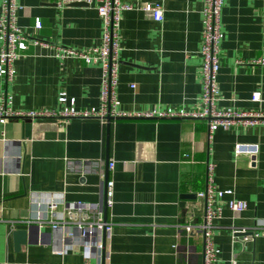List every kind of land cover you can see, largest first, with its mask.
I'll return each mask as SVG.
<instances>
[{"label":"crops","instance_id":"crops-1","mask_svg":"<svg viewBox=\"0 0 264 264\" xmlns=\"http://www.w3.org/2000/svg\"><path fill=\"white\" fill-rule=\"evenodd\" d=\"M56 2L17 0L23 33L78 50L99 46L97 0L89 7L58 8ZM133 3L160 4L163 21L140 11L122 14L116 110H198L202 0ZM36 19L40 30L33 29ZM220 26L217 107L264 113V65L258 63L264 61V0H223ZM14 67L11 83L0 80V95L12 96L14 111H60V94L73 98L77 110L99 107L98 65L60 62L52 50L29 45ZM254 92L260 102H251ZM237 144L258 150L236 157ZM208 164L216 188L247 203L241 214L224 209L215 223L216 264H264V238L244 248L230 241L232 226L264 222V125L219 129L210 138L207 121L197 119H8L0 125V264H202V238L185 237L181 227L202 222L203 203L195 198L182 205L181 197L205 189ZM106 177L115 184L113 204L106 207L112 232L100 261L85 259L78 247L66 252L73 242L66 229L53 232L48 225L15 251L13 233L26 230L48 199L97 204Z\"/></svg>","mask_w":264,"mask_h":264},{"label":"built area","instance_id":"built-area-1","mask_svg":"<svg viewBox=\"0 0 264 264\" xmlns=\"http://www.w3.org/2000/svg\"><path fill=\"white\" fill-rule=\"evenodd\" d=\"M93 4L92 0H57L58 8H65L72 4ZM223 0H202V45L201 56V95L199 109L186 112L183 109L167 110L164 112L153 110L142 114H125L115 108L116 88L118 84V52L119 31L122 14L130 11H140L150 16L154 22L163 21V8L158 3L136 4L133 0H97L94 7L102 21V37L99 46L78 50L61 45H51L47 42L31 38L23 33L17 24V12L21 7L17 0H1L0 5V80L4 84L11 83L16 75L14 64L24 56L29 45L48 48L53 51V57L60 62L78 60L86 65H98L101 69V84L99 107L77 110L75 100L60 94L58 102L63 105L60 111L54 109H38L29 111H14L11 108L12 96L3 92L0 95V125H5L8 119L26 118L30 120L56 119L68 122L72 119H100L115 118H144V119H197L207 121L209 137L219 129L227 131L233 128H246L264 125V113L253 111H237L231 108H218L220 100L217 83L219 64V46L223 39L220 26V15ZM41 21L36 19L34 30H40ZM264 65V61H259ZM261 95L254 92L251 102H260ZM256 146L243 148L235 145L234 153L253 155L257 152ZM69 163V162H68ZM114 163H109L112 169ZM205 189L196 194V199L203 203V219L196 225L187 224L181 227L185 237L199 236L203 240L202 264H216L219 250L214 243L215 223L222 219L224 209L231 214H241L247 209V203L237 200L232 190H218L214 184V165L206 167ZM114 181L101 182V196L97 204L76 207L66 205L63 200L48 199L44 203L43 212L36 218L26 222L31 232L37 231L46 225L53 231H67V238L72 239V245L65 246L66 252L78 247L82 249L85 259L95 255L100 261L104 256L106 241L112 225L104 219V207L113 204ZM228 199L223 202L224 198ZM264 238V222L254 228L232 226L230 228L231 245L240 244L243 248L247 244ZM65 251L60 254L65 253ZM232 264H235L232 261Z\"/></svg>","mask_w":264,"mask_h":264},{"label":"water","instance_id":"water-1","mask_svg":"<svg viewBox=\"0 0 264 264\" xmlns=\"http://www.w3.org/2000/svg\"><path fill=\"white\" fill-rule=\"evenodd\" d=\"M71 6H86L84 3H77V4H72ZM107 122H109L110 120H112L110 117H106L105 118ZM254 158L251 159L252 162H254ZM108 178L106 177L105 180H107ZM196 195H190V194H184L182 195L181 199L183 200L182 205H184V202L187 200H195ZM103 213H104V219L106 220V208L104 207L103 209ZM30 233H31V229H26V230H17L13 233V239H14V249L15 251L20 250V247L25 245L26 243L29 242V238H30Z\"/></svg>","mask_w":264,"mask_h":264}]
</instances>
